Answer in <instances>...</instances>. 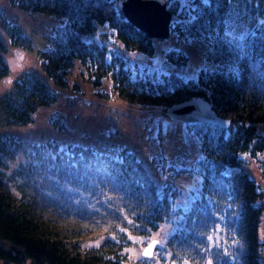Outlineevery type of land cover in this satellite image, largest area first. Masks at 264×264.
Masks as SVG:
<instances>
[{"label":"trees","instance_id":"1","mask_svg":"<svg viewBox=\"0 0 264 264\" xmlns=\"http://www.w3.org/2000/svg\"><path fill=\"white\" fill-rule=\"evenodd\" d=\"M161 1L180 17L171 24L172 37L197 44L208 60L210 67L196 78L131 64L126 54L153 56L157 41L124 18L116 0L0 4V76L8 71L4 34L13 45L35 48V32L27 34L8 18L7 9L17 7L31 18L42 17L39 56L57 86L26 70L0 96L1 127L33 124L71 87L80 65L84 83L96 88L109 83L110 91H97L108 100L167 107L202 96L232 121L229 128L187 125L200 142L194 171L201 172L202 182L184 205L173 200L179 189L170 182L158 187L129 146L106 151L1 133L0 264H153L157 254L134 258L130 250L166 223L173 230L158 247L159 264H263L264 188L258 189L244 166L255 158L264 173V0ZM188 60L181 48L166 55L171 67ZM51 123L66 127L58 116ZM174 170L177 176L188 171Z\"/></svg>","mask_w":264,"mask_h":264},{"label":"rangeland","instance_id":"2","mask_svg":"<svg viewBox=\"0 0 264 264\" xmlns=\"http://www.w3.org/2000/svg\"><path fill=\"white\" fill-rule=\"evenodd\" d=\"M9 1L0 0V4L8 5ZM7 11L8 18L13 22L20 23L27 34L35 32L36 43L32 51L36 52L40 67H32L27 70L37 72L52 88L57 89V86L43 70L42 60L39 56L40 35L44 29L42 17L31 18L17 7H12L11 10L8 8ZM14 13L21 19H15ZM4 38L7 42L9 35L4 34ZM156 45L157 52L153 56H146L143 53L126 55L131 59V64L137 63L141 69L144 66H149L152 70L160 72L175 69L166 65V54L174 48H182L187 52L189 60L186 66L175 70L178 74L186 78H196L202 68L210 67L202 48L197 44L181 43L177 37L173 36L168 41L158 40ZM29 51L31 52V50ZM82 67L78 66L76 72L70 77L71 87L62 90L59 101L53 106L43 108L33 124L17 127L0 126V134L17 133L30 142L46 138H55L63 143L80 142L94 145L98 149L106 151L120 145L129 146L135 150L149 169L158 187L163 188L170 182L173 187L180 189V193L175 194L174 202L179 205H184L185 202L189 204L193 193L201 186L202 179L201 172L194 171L195 163L201 157L200 142L197 136L190 134L188 124L168 117L164 110L165 107L140 108L99 96L97 91L111 90L109 83L98 88L84 83L80 75ZM52 116L62 118L66 127L61 129L55 127L51 123ZM176 168L188 169V171L177 176L174 170ZM244 168L256 180L258 189L264 188V173L258 160L250 158ZM190 171H194L196 174L191 177ZM172 193L169 192L171 197H173ZM262 219L259 238L263 248L262 262L264 264V239H261V235L264 233V214ZM172 230V224L166 223L160 230L153 232V238L160 240L159 247L163 245L166 236ZM138 240L142 243L141 246H132L130 250V254L134 258L142 256V249L148 242L144 244L141 239ZM156 251L157 260L153 264H159L162 261L159 255L163 253V250L158 251L157 249Z\"/></svg>","mask_w":264,"mask_h":264},{"label":"water","instance_id":"3","mask_svg":"<svg viewBox=\"0 0 264 264\" xmlns=\"http://www.w3.org/2000/svg\"><path fill=\"white\" fill-rule=\"evenodd\" d=\"M118 8L126 19L150 38L168 40L171 35V22L179 19L167 9L165 3L158 0H119ZM165 112L173 120L184 123H208L222 128H228L231 124L230 119L220 116L203 97L174 104L165 108ZM158 243L159 240H152L149 243L154 245L151 257ZM147 246L143 249V253Z\"/></svg>","mask_w":264,"mask_h":264},{"label":"clouds","instance_id":"4","mask_svg":"<svg viewBox=\"0 0 264 264\" xmlns=\"http://www.w3.org/2000/svg\"><path fill=\"white\" fill-rule=\"evenodd\" d=\"M7 45L8 48L3 58L8 71L0 76V94L10 91L17 78L27 69L40 67L35 51L30 52L22 45H13L11 39H7ZM261 239H264V233H262Z\"/></svg>","mask_w":264,"mask_h":264},{"label":"snow or ice","instance_id":"5","mask_svg":"<svg viewBox=\"0 0 264 264\" xmlns=\"http://www.w3.org/2000/svg\"><path fill=\"white\" fill-rule=\"evenodd\" d=\"M154 248L153 244H149L147 248L144 250V256L145 257H151L153 252L151 251ZM208 264H211V261L208 262Z\"/></svg>","mask_w":264,"mask_h":264}]
</instances>
